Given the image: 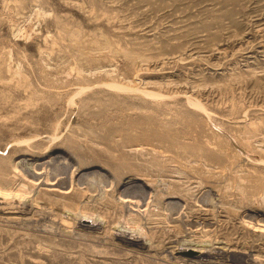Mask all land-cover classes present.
Returning <instances> with one entry per match:
<instances>
[{
  "label": "rangeland",
  "instance_id": "374dc122",
  "mask_svg": "<svg viewBox=\"0 0 264 264\" xmlns=\"http://www.w3.org/2000/svg\"><path fill=\"white\" fill-rule=\"evenodd\" d=\"M0 192V264H264V0H0Z\"/></svg>",
  "mask_w": 264,
  "mask_h": 264
},
{
  "label": "bare ground",
  "instance_id": "6f19581e",
  "mask_svg": "<svg viewBox=\"0 0 264 264\" xmlns=\"http://www.w3.org/2000/svg\"><path fill=\"white\" fill-rule=\"evenodd\" d=\"M72 167V166H71ZM65 169H68V168H65ZM26 173V172H25ZM40 177V176H39ZM53 181V180H52ZM63 185V184H62ZM65 185V184H64ZM48 186H51V187H54L55 188V186H58V187H62L61 186V184H55V183H53V184H51V185H48ZM10 196V195H9ZM13 196V195H12ZM143 196H145V195H143ZM1 197H4V198H6L5 197V195L2 193V192H0V198ZM11 198V197H10ZM31 199V198H30ZM124 200V199H123ZM132 200V199H131ZM130 199H128V198H126V200H125V202L127 203V202H132ZM134 200V199H133ZM136 201V200H135ZM2 202V201H1ZM133 203V202H132ZM131 204V203H130ZM133 205V204H132ZM135 205V204H134ZM141 205V204H140ZM8 206V205H7ZM6 206V207H7ZM3 207V206H2ZM5 208V207H4ZM75 214V213H74ZM90 214V213H89ZM89 214H88V216H89ZM95 217V216H94ZM92 218V217H91ZM94 220H96V219H93V222L88 218V217H82L81 218V222L83 223V225L84 226H86V227H96V222L98 221H94ZM100 221V220H99ZM124 231H122V233L120 234V239L121 240H123V241H125L126 243H129V244H131V245H138V246H143V245H147V242L145 241V237H143L142 235H139V236H136V235H129V234H127V233H123ZM119 235V234H118ZM185 250V249H184ZM187 250V249H186ZM218 252V251H217ZM221 252V251H220ZM222 253V252H221ZM218 254H220V253H218ZM224 254V253H223ZM204 255V254H203ZM200 256H202L201 254H200ZM211 256V255H210ZM224 256V255H223ZM215 257V256H214Z\"/></svg>",
  "mask_w": 264,
  "mask_h": 264
}]
</instances>
